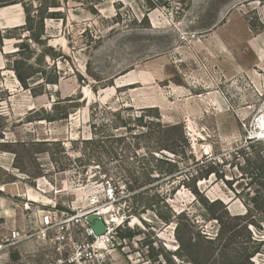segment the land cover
Listing matches in <instances>:
<instances>
[{
	"label": "rangeland",
	"instance_id": "obj_1",
	"mask_svg": "<svg viewBox=\"0 0 264 264\" xmlns=\"http://www.w3.org/2000/svg\"><path fill=\"white\" fill-rule=\"evenodd\" d=\"M15 1L0 8V264H172L175 215L195 221V238L215 237L212 216L228 223L225 210L258 216L264 0ZM149 108L183 126L195 170L211 172L198 194L126 187L132 140L117 145L108 135L129 133L110 124ZM93 211L109 224L104 239L87 232ZM255 222L253 263L264 264V219Z\"/></svg>",
	"mask_w": 264,
	"mask_h": 264
},
{
	"label": "trees",
	"instance_id": "obj_2",
	"mask_svg": "<svg viewBox=\"0 0 264 264\" xmlns=\"http://www.w3.org/2000/svg\"><path fill=\"white\" fill-rule=\"evenodd\" d=\"M16 4L18 2L15 0H0V8ZM151 110L158 112V108L143 109L140 112L141 114L129 117H124L120 112L116 113L113 115L115 120H112L110 124L113 130H125L129 133L128 136L109 134V138L115 140L117 145L121 146L124 142L126 144L127 139L132 140L131 144L125 145L130 151L127 158L131 162H129L128 167L122 168L132 182L127 183L126 187L129 188L130 192L132 190L145 191L154 188L159 190L160 185L166 183V186L169 185V189L168 192L163 194L164 198L180 186L187 187L194 194H198L196 184L201 179H209L211 172L206 176H201L199 171L195 170V166L199 162L192 154L191 144L183 126L181 124H164L160 114L150 118L146 113ZM146 119L148 122H145ZM93 128L97 130L95 125ZM96 135L97 133H95ZM115 158L118 159V155H115ZM259 159L261 166L257 185L264 190V153L261 154ZM184 162L190 163L187 168L183 166ZM248 162H250V159ZM258 192H261V190ZM252 202L253 206L251 207L258 213V216L254 214L251 208L248 209L245 215L241 216H233L225 210L228 223L225 222V218L222 216H212V221H217L219 224V231L215 237L201 233L198 238H195L192 235V229L196 226L195 221L190 222V219L185 215V211L178 216L175 215L177 220L175 235L179 248L176 254L169 252L171 257L166 261L176 264L173 256L181 258L180 254L183 252L188 257L187 264H254L253 259L261 253L260 244L258 243H262V241L252 235L250 226L257 227L255 222L257 217L264 219V207H262L264 195L258 193L252 199ZM217 203L220 204L219 201L212 204ZM181 218L189 220L185 230H183ZM227 227L228 229H226ZM238 230L247 235L245 240L242 238V242H237ZM227 231H230L231 235L226 236ZM120 239H126V236L121 235ZM251 244H256L255 248H252ZM230 245H239L241 248L236 249L232 254L229 250Z\"/></svg>",
	"mask_w": 264,
	"mask_h": 264
},
{
	"label": "built area",
	"instance_id": "obj_3",
	"mask_svg": "<svg viewBox=\"0 0 264 264\" xmlns=\"http://www.w3.org/2000/svg\"><path fill=\"white\" fill-rule=\"evenodd\" d=\"M96 211H93L91 213H94ZM90 213V214H91ZM41 225L44 227V228H53L55 226V223H54V220H53V216L51 214H45L43 217H41ZM107 227H108V233L105 235V236H102V237H96L93 230L90 228V225L89 223L87 222V218H86V228H87V232L90 236H93L94 238H96L97 240L99 239H104L107 235H109L110 233V228H109V225L107 224ZM21 237V234L20 233H15L14 234V239H18ZM68 240V236L66 234H63L61 235L59 238H58V241H67ZM83 257L80 255H78L76 258L72 259L71 260V263H74L75 261H78V260H82Z\"/></svg>",
	"mask_w": 264,
	"mask_h": 264
},
{
	"label": "water",
	"instance_id": "obj_4",
	"mask_svg": "<svg viewBox=\"0 0 264 264\" xmlns=\"http://www.w3.org/2000/svg\"><path fill=\"white\" fill-rule=\"evenodd\" d=\"M87 222L89 223L90 228L93 230L96 237H102L108 233V222L99 212L91 213L87 217Z\"/></svg>",
	"mask_w": 264,
	"mask_h": 264
},
{
	"label": "bare ground",
	"instance_id": "obj_5",
	"mask_svg": "<svg viewBox=\"0 0 264 264\" xmlns=\"http://www.w3.org/2000/svg\"><path fill=\"white\" fill-rule=\"evenodd\" d=\"M264 123V122H263ZM109 225V224H108Z\"/></svg>",
	"mask_w": 264,
	"mask_h": 264
}]
</instances>
